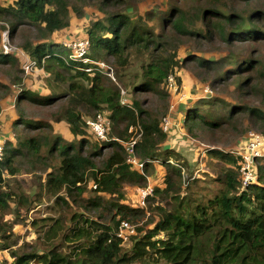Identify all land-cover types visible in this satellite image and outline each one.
I'll return each instance as SVG.
<instances>
[{
    "label": "trees",
    "instance_id": "16d2710c",
    "mask_svg": "<svg viewBox=\"0 0 264 264\" xmlns=\"http://www.w3.org/2000/svg\"><path fill=\"white\" fill-rule=\"evenodd\" d=\"M89 1L97 4L105 16L87 30L86 37L90 41L89 53L85 55L87 61L75 56L71 47L49 39L70 25L67 0H15L0 7V20L6 21L9 27L1 24L0 28L6 27L11 37L20 32L24 24L41 30L36 41H26L23 48L35 66L43 68L52 77L48 82V95L41 96L23 88L18 100L52 106L53 120L65 122L75 138L67 141L57 136L51 141L36 134L23 138L17 147H5L0 161V187L7 177L18 173L16 160L19 156H28L34 167L44 160H54L53 163L46 162L51 166L43 186L48 194L58 196L59 192L66 191L69 196L80 198L88 191L91 179L93 187L89 191L96 195L87 206H103V194L123 198L122 181L144 180L153 160H160L171 167V174L164 177L165 187H154V191L169 195L174 204L170 209L160 204L151 207L158 217L147 230L137 227L138 232L144 233L132 235L135 242L129 251L123 249V238L118 234L121 221L126 220L131 211L123 203L114 204L117 214L124 215L116 219L115 214L113 225L73 213V226L62 236L65 242L77 243L76 247L65 246L69 252L59 250L64 245L61 243L51 246L43 254L36 250H13L9 242L10 231L2 223L0 250H11L14 259L10 264H264V166H258L257 180L246 186L240 172V157L213 149L208 152L227 165L223 178L218 177L220 188L213 196L190 200L181 197L178 187L182 181L184 184L185 174L182 167L175 165L174 151L166 147V131L160 120L141 107L136 99L141 92H158L159 85L164 87V79L186 61L214 71L229 61L233 68H226L224 73L219 71L213 84L231 81L238 88L257 92L256 79L264 77L263 67H258L262 65L260 59L224 56L221 50L223 46L231 49L236 42L264 41V8H251L252 4H264V0H212L211 7H195L192 11L171 8L162 16L172 33L170 40L176 42L179 35H183L182 39L196 43L194 51L198 54L191 52L180 60L173 51L158 56L154 62H151L150 54L161 41L155 39L154 29L145 20L126 13L130 0ZM213 49L217 53L208 59L204 53ZM144 55H148L149 61L139 80L133 81L135 95L126 103L122 100L121 90L107 85L105 68H126L132 58ZM16 62L13 56L1 51L0 36V64ZM242 70L260 74L244 78ZM21 80L15 77L14 86ZM262 96L264 98V92ZM211 104L204 101L187 109L184 123L192 133L197 129L216 130L225 123H234L236 118L245 117L246 112L253 122L262 120L260 126L264 127V113L257 108L226 103L229 114L222 117L211 111ZM204 105L207 106L203 108ZM105 109L109 111L107 118L111 126L108 137L100 138L91 130L83 110H95L99 114ZM20 120L29 127L46 126L41 121ZM89 134L101 140L91 141ZM133 139L136 140L135 155L143 160L142 172L128 161L126 146ZM43 148H47L45 155ZM187 181L189 184L190 180ZM5 196L0 192L2 212L9 207ZM19 197L28 202L24 195ZM57 226L47 229L48 239H55Z\"/></svg>",
    "mask_w": 264,
    "mask_h": 264
},
{
    "label": "rangeland",
    "instance_id": "374dc122",
    "mask_svg": "<svg viewBox=\"0 0 264 264\" xmlns=\"http://www.w3.org/2000/svg\"><path fill=\"white\" fill-rule=\"evenodd\" d=\"M14 1L0 0V7L7 6ZM67 3L70 25L49 39L60 41L65 45L76 46V42L87 39V30L94 22L102 20L105 13L93 1L67 0ZM211 6L212 0H130L126 13L133 18L145 20L154 29L155 39L161 41L150 54L151 62H154L158 56H166L173 51H176L180 60H183L191 52L198 54L194 51L196 43L182 39L183 35H179L176 42L170 40L172 33L164 24L163 14L170 11L171 8L192 11L195 7L209 8ZM258 6L264 8V4H252L251 8ZM224 10L226 11L228 8H224ZM1 24L9 28L6 21L0 20ZM7 30L6 27L0 28L1 51L13 56L17 62L0 64V141L3 142L4 149L8 146L17 147L18 142L23 138L36 134L46 136L51 141L57 136H61L67 141H74L75 138L69 131L68 125L65 122L59 123L53 120L52 106L44 107L34 104L30 100L22 102L18 100L19 92L23 88L30 89L41 96L50 93L48 82L52 77L43 68L36 67L35 62L23 48L26 41H36L41 30L24 24L22 30L13 37ZM4 42H7L10 47L7 52L2 47ZM72 49L75 56H78L76 49ZM221 51L224 56L231 54L242 59L245 56L254 58L255 61L260 59L262 65L258 67H263L264 71V41L236 42L231 46V49L223 46ZM216 53L217 51L213 49L204 54L210 59L212 54ZM148 61V55H144L141 58H132L131 64L126 68L106 67L107 85L121 90L122 100L128 103L135 95L132 91L133 81L139 80ZM228 63L229 61L224 62L219 69L214 71L211 68L200 67L193 62L186 61L182 67L164 79V87L159 85L158 92H141L136 98L141 107L160 120L161 126L166 131V147L174 151L175 165L182 167L185 174L184 184L182 181L178 192L181 197H186L188 200L204 195L213 196L220 188L218 177L223 178L227 165L208 151L215 149L232 156H239V164L248 165L245 171L242 170L243 174L249 178L246 186L257 180L258 166H264V127L260 126L263 121L253 122L248 112L245 113V117L236 118L234 123H225L216 130L197 129L192 133L184 123L187 109L204 101L213 103L211 111L217 116L228 115L229 110L225 104L231 102L235 105L242 104L245 107L257 108L264 113V98L262 96L264 77L256 79L257 92H251L246 87L238 88L231 81L220 85L213 84L219 71L224 73L226 68H233L232 64ZM241 73L244 78L251 74H260L250 70H242ZM15 77H20L22 80L14 86ZM206 106L204 105L203 108ZM83 112L88 121L95 119V110H83ZM103 112L102 114L107 118L109 111L105 109ZM20 118L28 119L31 122L41 121L46 126L29 127L27 124L21 123L22 120L19 122ZM122 125L123 123L120 126ZM109 126H111L110 123L107 125L105 137H108ZM89 139L91 141L101 140L91 134H89ZM46 151L47 148H43L42 153L45 155ZM28 159L26 155L19 156L16 160L18 173L7 177L5 183L0 187V192L6 195L9 204L5 212L0 210V223L5 224L10 231L9 242L10 248L13 250L19 249L20 252L36 250L43 254L51 246L61 243L64 245L59 250L69 252L65 246L70 244V248L76 247L77 243L65 242L62 236L73 226L71 221L73 213H81L101 223L113 225L115 214L116 219L124 215V213L117 214L118 209L114 204L123 203L132 211H128L130 214L126 219L130 228H121L120 224L118 234L120 233L123 238V249L129 251L135 242L132 235L144 233V231L138 232L137 227L141 226L143 230H147L157 219L158 214L151 207L160 204L170 209L174 204V200L169 195L155 194V191L152 196L145 199V203L141 198V190L146 186H152L153 189L154 187H165L164 177L171 174V167L160 160H153V164L145 172L144 180L139 181L133 178L122 181L123 198H117L116 194H103L105 200L103 206L90 207L87 206V203L96 195L93 191H89L92 186L91 179H89L88 191H85L80 198L69 196L66 191L59 192L58 196H52L44 190L43 186L47 173L51 171V166L46 162L53 163L54 160H44L45 162H40L34 167ZM132 159L135 161L134 168L142 172L144 170L143 160L136 155L132 156ZM187 179L190 180L189 184ZM21 195H24L28 202L20 200L19 196ZM138 210L142 212H138ZM54 225H58V233L55 239L50 240L46 236V231ZM10 251V249L0 250V264H10L13 261L14 258Z\"/></svg>",
    "mask_w": 264,
    "mask_h": 264
},
{
    "label": "built area",
    "instance_id": "2783aa9c",
    "mask_svg": "<svg viewBox=\"0 0 264 264\" xmlns=\"http://www.w3.org/2000/svg\"><path fill=\"white\" fill-rule=\"evenodd\" d=\"M4 35H6V34H4ZM75 45L76 46H72V45L68 44L67 46L71 47V48H75L76 49V54H78L77 57L83 58L84 61H87L85 59V55L87 53H89V48H90L89 39H84V40L78 41V42L75 43ZM2 47L4 48V50L6 52L10 49L9 44L7 42H4ZM106 119L107 118L102 113H100V114H97V118L95 117V119H92V120H89V121L87 120V123L89 124L90 128L100 138H105L106 130L108 128L107 125L109 124V122L106 121ZM135 142H136V140L133 139L126 146V149L128 151V161L131 162V163H135V161L132 159V156H135V152H134V144H135ZM3 155H4V144H3L2 141H0V161L3 158ZM243 158H244V156H243ZM142 166H143V164H142ZM247 168H248V165H245V166L241 165V168H240L241 172H242V170L245 171ZM242 174H243V172H242ZM243 177H244V185H246L248 183V181H249V178L246 177L244 174H243ZM153 193H154V189H153L152 186H146L145 188H143L141 190V198H142L143 203H145V199L147 200L148 197L153 195ZM121 228L129 229L130 228L129 222L126 221V220H122L121 221ZM119 235H120V233H119Z\"/></svg>",
    "mask_w": 264,
    "mask_h": 264
}]
</instances>
